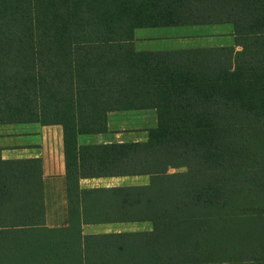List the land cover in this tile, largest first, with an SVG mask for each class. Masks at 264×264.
Listing matches in <instances>:
<instances>
[{"label":"trees","instance_id":"trees-1","mask_svg":"<svg viewBox=\"0 0 264 264\" xmlns=\"http://www.w3.org/2000/svg\"><path fill=\"white\" fill-rule=\"evenodd\" d=\"M222 22L239 49L133 47L135 27ZM144 107V141L77 144ZM31 120L62 126L68 195L148 182L81 189L52 227L39 158L0 157V264H264V0H0V123ZM108 220L150 228L80 231Z\"/></svg>","mask_w":264,"mask_h":264},{"label":"crops","instance_id":"crops-1","mask_svg":"<svg viewBox=\"0 0 264 264\" xmlns=\"http://www.w3.org/2000/svg\"><path fill=\"white\" fill-rule=\"evenodd\" d=\"M201 24L186 27H184L186 24L135 27L133 29V47L138 50H158L232 44L234 39L229 34L215 35L208 38V41L202 42L198 40L200 32L187 31V29H196V31L208 32L207 30L211 27L221 25V23ZM178 25L182 29H178ZM225 36L228 38L224 39ZM221 38L224 41H221ZM155 124L156 113L151 107L110 110L106 113L105 129L79 132L76 134V142L77 144H87L144 141L147 138L148 128L155 126ZM0 125H4L2 127L5 129L0 131L1 158L37 157L40 160L44 222L47 226L58 227L68 224L70 202L83 204V200H77L81 189L122 184H145L148 182V175L144 173L79 176L76 180V187L71 189L68 195L61 124L31 120L0 123ZM139 221L141 220L81 222L80 231L82 234L129 231L124 229L123 224L128 225ZM141 222L149 223L144 220Z\"/></svg>","mask_w":264,"mask_h":264},{"label":"rangeland","instance_id":"rangeland-1","mask_svg":"<svg viewBox=\"0 0 264 264\" xmlns=\"http://www.w3.org/2000/svg\"><path fill=\"white\" fill-rule=\"evenodd\" d=\"M208 24V23H207ZM223 24V25H222ZM188 25H202V24H186L184 27L188 26ZM178 29H182L180 25L177 26ZM189 30H195V31H189ZM188 32H200L199 35V39L198 38H194V39H198L201 40L202 42H206L208 41V38H212V36L215 35H232L233 36V27L232 24L230 22H222L221 25L218 27H211L209 30L206 31H196V29H187ZM201 34H205V35H201ZM206 36V37H205ZM228 38L227 36L224 37V39ZM233 38V37H232ZM224 39H220L221 41H224ZM234 49H239V45L234 44V40H232V44H231ZM4 125H0V131L1 130H5L3 129ZM184 167H178V168H174V167H170L169 171H177V170H183ZM124 225V229L127 230H143V229H149L150 228V224L149 223H144V222H137V223H130L128 225ZM221 225L217 226V229L220 228ZM231 224L228 225L229 229L231 228ZM246 229V224H244L243 226H241L240 228L237 229V231H241L243 232V230ZM231 231V230H230ZM234 233V232H233Z\"/></svg>","mask_w":264,"mask_h":264}]
</instances>
